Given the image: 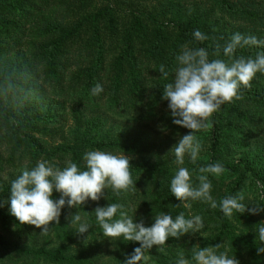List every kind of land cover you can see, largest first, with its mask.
Instances as JSON below:
<instances>
[{
    "label": "trees",
    "instance_id": "1",
    "mask_svg": "<svg viewBox=\"0 0 264 264\" xmlns=\"http://www.w3.org/2000/svg\"><path fill=\"white\" fill-rule=\"evenodd\" d=\"M197 29L209 39L196 41ZM237 32L264 39V0H0V264H124L140 245L103 235L94 210L109 203L123 204L145 226L161 212L203 218L200 232L170 237L162 251L153 246L141 264H176L181 252L191 259L197 244H224L219 251L240 264H264L257 252L264 247L257 229L264 211L234 212L229 219L199 200L185 207L170 190L179 167L189 169L195 186L200 166L221 162L224 173L209 174L217 203L243 191L249 208L264 206V74L197 133L202 151L196 164L187 155L183 165L176 163L171 149L190 130L173 124L162 99L182 45L206 48L216 59L214 45ZM262 51L245 46L235 56L255 58ZM219 58L228 59L222 50ZM162 64L167 80L159 73ZM96 83L103 92L94 96ZM89 150L129 156L136 188L117 195L107 187L99 201L66 206L46 235L10 214L4 202L22 169L40 160L63 168L71 160L86 170ZM52 198L60 193L54 190ZM76 212L91 226L84 234L66 219Z\"/></svg>",
    "mask_w": 264,
    "mask_h": 264
},
{
    "label": "clouds",
    "instance_id": "2",
    "mask_svg": "<svg viewBox=\"0 0 264 264\" xmlns=\"http://www.w3.org/2000/svg\"><path fill=\"white\" fill-rule=\"evenodd\" d=\"M193 36L200 42L209 39L199 29L194 30ZM245 46L264 47V39L237 32L223 46L219 43L214 45L213 55L216 59L209 58L208 49L188 45H182L175 56L174 78L164 85L162 99L168 102L173 124L190 130L179 136L178 142L171 149L178 165L184 164L186 155L191 163L196 164L202 151L197 133L210 126V118L224 103L241 99V90L251 88V81L257 73L264 74V51L258 52L255 58L235 56L237 49ZM221 50L227 60L219 58ZM159 73L165 80L170 75L163 64L159 67ZM101 92L103 86L100 83H96L91 89L94 96ZM83 160L86 170L80 169L71 160L66 161L63 168L48 160H40L35 167L22 169L21 174L11 182L10 196L4 202L10 205V214L21 225H33L41 229V234L46 235L51 222L59 224L61 210L66 206L69 209L78 208L89 198L99 201L102 197L105 198L107 187H111L117 195L136 188L130 172L129 156L89 150L84 153ZM224 171L225 167L221 162L200 166L196 176L198 184L194 186L189 169L179 167L171 179V193L185 207H190L187 201L199 200L208 203L213 209L219 207L229 219L234 212L243 214L247 211L250 215H256L264 211V206L261 205L254 204V207L249 208L244 203L243 191L225 196L217 203L211 195L212 182L209 174L219 177ZM54 190L60 193L58 200L52 198ZM124 208L121 203H109L94 210L105 237H122L126 241L139 243L140 246L126 256L124 264L146 262L149 259L147 253L153 246L162 251L170 237L178 240L185 234L197 233L204 228L200 215L186 218L183 212L175 218L165 212L155 214L154 223L145 226L143 219L134 222ZM66 219L71 225H78L77 234H84L91 227L87 222H82L79 212ZM257 229L258 239L264 243V221L257 225ZM222 247L224 244L206 247L194 245L191 248V259L185 258L181 252L176 264H240L235 256L228 255L227 250L219 251ZM257 252L264 253V247H259Z\"/></svg>",
    "mask_w": 264,
    "mask_h": 264
},
{
    "label": "rangeland",
    "instance_id": "3",
    "mask_svg": "<svg viewBox=\"0 0 264 264\" xmlns=\"http://www.w3.org/2000/svg\"><path fill=\"white\" fill-rule=\"evenodd\" d=\"M157 127H158V130L160 132V135L161 136H165L166 135V131H164L162 127H159V126H157Z\"/></svg>",
    "mask_w": 264,
    "mask_h": 264
}]
</instances>
